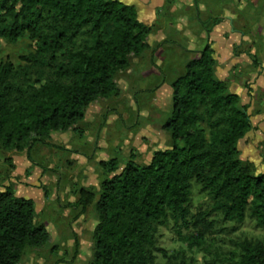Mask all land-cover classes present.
<instances>
[{
	"label": "trees",
	"instance_id": "1",
	"mask_svg": "<svg viewBox=\"0 0 264 264\" xmlns=\"http://www.w3.org/2000/svg\"><path fill=\"white\" fill-rule=\"evenodd\" d=\"M150 31L135 7L120 0H0V38L25 37L32 48L17 65L0 60V145L28 152L83 120L99 98L117 96L115 75L128 68L130 56L150 48ZM213 53L206 44L171 83L162 125L171 147L154 151L147 164L130 159L101 182L87 264H157L156 252L176 264L156 241L158 227L169 224L187 248L207 254L205 264H264V240L218 244L209 236L216 217L228 235L246 219L264 231V173L237 157L250 116L216 78ZM193 185L210 201L196 213L189 209ZM92 197L80 189L73 205L84 210ZM48 240L34 201L10 187L0 190V264H19L25 248Z\"/></svg>",
	"mask_w": 264,
	"mask_h": 264
},
{
	"label": "rangeland",
	"instance_id": "2",
	"mask_svg": "<svg viewBox=\"0 0 264 264\" xmlns=\"http://www.w3.org/2000/svg\"><path fill=\"white\" fill-rule=\"evenodd\" d=\"M231 1L196 0L195 7L189 5L191 0H166L157 23L164 30L162 41L152 31L150 48L139 57H129L128 68L114 78L117 96L99 98L86 109L83 120L68 130L52 132L48 143L32 144L28 152L0 145V190L10 187L17 196L31 198L37 223L49 232L45 245L25 248L19 264H87L92 260L97 223L94 204L100 184L128 160L147 164L154 151L171 147L170 134L162 127L171 109L169 84L181 71L180 64L196 55L205 35L202 26L208 28L214 20L223 19L218 4L241 9L234 18L233 55L238 59L230 65L220 61L216 70L228 91L239 96L238 105L247 107L252 124L237 143V157L254 173H264V0ZM31 50L25 37L16 42L0 38L1 61L17 65L20 56ZM80 189L93 196L84 210L73 205ZM208 204V197L193 185L190 211L204 210ZM216 219L209 236L218 244L221 238L264 240V231L250 219L231 235ZM156 241L159 248L174 255L176 264H205L208 258L200 249L187 248L171 224L158 227ZM156 263L167 264L162 252H156Z\"/></svg>",
	"mask_w": 264,
	"mask_h": 264
},
{
	"label": "crops",
	"instance_id": "3",
	"mask_svg": "<svg viewBox=\"0 0 264 264\" xmlns=\"http://www.w3.org/2000/svg\"><path fill=\"white\" fill-rule=\"evenodd\" d=\"M126 4L133 5L137 11L138 19L146 24L147 26L151 27V31L147 36V42L149 36L152 34L151 32L155 34V36L158 37L157 41H162L163 37L161 35L164 33V30H162L157 23L160 21V17L162 14V8L165 4L166 0H120ZM196 0H191V3H189L190 6L197 7L194 2ZM220 1H231V0H218V3H221ZM237 1V0H235ZM232 2V1H231ZM230 2V3H231ZM199 3V2H197ZM233 5V3L231 4ZM235 5V4H234ZM228 4L224 7V5L218 4V9L220 13V17L223 19L220 20L218 23L213 24L209 26L208 28H205L202 26V29L205 33L204 37L199 41L198 48L195 49L197 51L195 56H192L190 59L186 60L183 64H180L181 71L170 81L169 87L171 89V98H172V88L171 83L179 76L181 75L185 70L186 63L193 59L198 57L199 51L206 45H210V47L213 49L214 53V59H215V76L217 78V66L220 64V61L224 65H230L234 62L235 59H238V56L233 55V41L236 40L237 31L234 29V18H236L239 15V11L241 10L237 5H235V8L231 7L228 9ZM169 17V16H168ZM213 17H217V13L213 15ZM205 25V24H204ZM156 26H158L156 28ZM156 28L157 30H155ZM163 36V35H162ZM149 43V42H148ZM151 44L149 43V46ZM240 57V56H239ZM163 74H167L166 70H163ZM163 76V75H162ZM217 79L224 81L222 78L218 77ZM234 93V92H233ZM170 113V111H169ZM168 113V114H169ZM168 116V115H167Z\"/></svg>",
	"mask_w": 264,
	"mask_h": 264
}]
</instances>
